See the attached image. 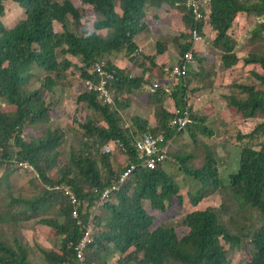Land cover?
<instances>
[{"label":"trees","instance_id":"16d2710c","mask_svg":"<svg viewBox=\"0 0 264 264\" xmlns=\"http://www.w3.org/2000/svg\"><path fill=\"white\" fill-rule=\"evenodd\" d=\"M8 1L17 3L26 16L12 28L2 21ZM82 5L91 6L95 13L90 30L81 29ZM154 9L163 13H154ZM244 14L262 17L264 0H213L205 20L198 25L183 0H0V169H4L0 196L9 199L1 204L5 212L0 213V264H34L31 248L18 240V235L24 234L23 222L31 221H36L31 226L33 234L45 225L61 236L59 248L41 250L45 264H79L76 246L92 221L86 264H230L231 251L241 253V264H264V56L240 57L236 51L237 40L231 29ZM161 16L168 18L171 32L176 34L175 56L178 53L181 60L192 50L198 65L191 67L187 76L178 77L170 93L159 90L150 94L153 121L134 115L125 123L128 117L123 113L133 99L128 94L133 90L137 94L141 84H151L156 80L155 72H163L175 60V56L168 60L166 41H158L148 56L137 53L136 36L148 29V20L156 24ZM207 22L211 33L205 31ZM197 27L203 39L193 44L191 31ZM261 31L264 24L259 22L255 34ZM124 51L126 62L119 64ZM214 53L220 56L214 64L220 62L224 70H232L243 61L245 66L258 65L263 71H252L250 83H235L232 88L240 92L231 94L223 109L245 121L258 120L243 136L248 141L241 148L236 171L228 178L221 177L215 151L200 138V134L212 136L208 123L220 122L219 117L207 122L208 117L190 104L191 94L207 88L196 84L199 69H204V61ZM75 58L82 62L78 67L82 83L76 90L81 111V117L76 118L80 142L71 147L65 159L67 135L48 125L52 104L43 94L54 96L56 87L64 92L73 85L68 71L76 66ZM105 59L108 62H103ZM97 63H105L106 69L116 72L109 84L112 104H105L98 92L85 86L86 80H100ZM34 65L45 73V80L25 91V71ZM140 67H145L143 75L131 72ZM208 86L212 87L210 83ZM187 106L193 121L177 132L171 119ZM42 126L40 135L30 139L23 136L27 128ZM186 131L193 141L187 143L189 148L202 144L206 149L201 168L194 166L195 151L168 153V145ZM145 134L158 139V147L167 150L166 159L154 169L141 167L135 154V142ZM119 142L126 145L127 152H122L127 164L117 170L111 155L113 145L119 146ZM20 164L35 170L43 184L32 199L14 192V166ZM130 164L139 167L93 218L91 208ZM56 186L74 192L80 203L78 219L73 217L65 190L53 189ZM210 194L220 195V205L188 213L182 237L174 227L156 225V217L146 208L148 204L153 211L163 213L173 198L181 203L187 199L196 207ZM247 242L253 252L245 247Z\"/></svg>","mask_w":264,"mask_h":264},{"label":"rangeland","instance_id":"374dc122","mask_svg":"<svg viewBox=\"0 0 264 264\" xmlns=\"http://www.w3.org/2000/svg\"><path fill=\"white\" fill-rule=\"evenodd\" d=\"M64 1V0H61ZM249 3H254L256 0H247ZM7 7V15L2 18V21L8 28H12L21 20L25 19V13L20 8L17 3L8 1L5 3ZM80 5V4H79ZM83 11V22L81 24V29L85 30L86 28L92 29L94 23L95 13L92 10V7L89 5L80 6ZM152 12H158L162 14V11L152 10ZM264 15V14H263ZM159 23L149 22V33L153 35L152 39L147 45V41L144 42V39L139 40V47H141V51L137 53L143 52H154V46L158 41H166L168 43V51L171 53L176 52L175 44L173 42V38L176 37V34L171 32L170 26L168 24V18H164ZM259 27L258 19L255 14H251L247 23L245 22V26L242 28L236 29L233 32L234 38L237 40V48L236 51L240 55V57H248L251 54H262L264 56V31L258 32L255 34V30ZM205 31L207 32V27H205ZM144 46L146 48H144ZM203 46L200 48L202 49ZM145 52V53H146ZM125 51L123 53L122 59L119 61V64H122L123 61L126 62L125 59ZM169 55V52H168ZM178 55V53H177ZM175 56V60L172 61L169 67H165V69H173L180 63V59L178 56ZM207 54H205L206 56ZM70 58V56H68ZM109 59H105L103 62H108ZM194 60L195 57H194ZM220 56L214 53L213 56H210L208 62L205 60L203 67L208 66H216L214 62L219 61ZM76 66L72 69H69L68 75L73 85L68 87L64 92H60V88H55V95L52 96L50 92H45L43 94V98L52 104L51 107V122L48 124L52 129H62L66 133V141L63 144V152L65 159H67L70 155V149L72 146L77 147L80 142V134L76 130V118L81 117V111L79 110L77 103L78 95L76 93L77 89H80V81L81 71L78 67H81L82 62L80 58H75ZM197 62V61H196ZM197 64H193L196 66ZM128 66V65H125ZM263 73L262 69L258 65H249L245 66L243 61H241L238 66L234 67L230 74L229 71H225L221 76V80L219 84H216L214 90L209 91V94L220 95L223 99H221L219 105L222 106V111L225 108L226 104L228 105L229 96L233 93L238 94L240 91L237 88H232L236 83H250L252 81L251 72L257 71ZM25 74L28 75L26 78V84L24 86L25 91L33 90L39 87L45 80V73L41 71L36 65L30 67L25 71ZM156 80L175 82V80H170L166 77L164 72H155ZM208 76L204 75V79ZM75 86H77L75 88ZM226 93V94H225ZM145 100L139 105L137 113L146 117L149 121L150 115H152V109L146 108V99L150 101V94L144 93ZM148 97V98H147ZM221 111V112H222ZM150 114V115H149ZM220 122L208 123V126L213 131L211 137L208 135H201L200 138L202 143H207L211 146V148L215 151L217 159L219 161V172L221 177L228 178L231 172L236 171L239 159L241 148L246 145L248 139H245L243 136L248 134L256 125L258 120H242L236 116H233L230 112H227V109L222 112V116L220 113L218 114ZM222 117V118H220ZM211 118V117H208ZM129 117L125 118V123L129 122ZM217 124V125H216ZM219 125V126H218ZM42 127H29L23 132V136L27 139H30L32 136H38L43 131ZM140 136V135H139ZM188 144H192L190 136L187 134V131L184 133V136L177 139L174 143H170L168 145V153L172 154L175 152H187L188 150L195 151L197 157L194 160V166L197 168H201L203 165L204 157L206 155V149L200 145L199 148L194 147L193 149L187 146ZM113 153L111 155V161L114 167L117 170L123 169L126 167L127 161L125 158V154L120 150L118 145H113ZM259 149V148H257ZM15 163V162H14ZM15 174L12 177L13 189L16 196H21L25 199H32L33 197L39 195L43 188L42 182L38 179V174L35 170H32L31 167L28 168L26 165H19L18 167L14 166ZM4 173V169H0V177ZM6 197L0 196V213L5 212V207L1 206V204L5 201H8ZM221 203L219 194H210L204 197L198 206L193 207L192 204L186 199L185 202L181 203L176 198H173L172 202L168 204L165 212L161 213L159 211H153L149 205H146L147 210L156 217L155 224L156 225H164L166 227H174L179 235L182 237L185 231V227H183V220L193 210H205L212 207H218ZM101 211L98 213L100 215ZM43 218H46L44 213H40ZM50 214V213H49ZM36 223V221L27 222L25 226L28 227L26 230L27 238H30L36 232L31 231V226ZM37 232L40 233V228L36 229ZM54 231V230H53ZM55 236L59 237L58 234L54 231ZM41 234H45L44 232ZM19 240V237H18ZM61 245L59 242L58 247ZM249 248L250 251L253 252V247L249 242L245 245V247ZM230 259V264H241L244 263L241 253L237 251H231L228 254ZM45 264V259L43 256L42 261H34V264ZM116 262V261H115Z\"/></svg>","mask_w":264,"mask_h":264},{"label":"built area","instance_id":"2783aa9c","mask_svg":"<svg viewBox=\"0 0 264 264\" xmlns=\"http://www.w3.org/2000/svg\"><path fill=\"white\" fill-rule=\"evenodd\" d=\"M213 0H183V4L186 6L188 10H190L193 19L197 25L202 23L205 20V13L210 8ZM180 3H176L179 5ZM264 24V19L260 21ZM193 35V44L200 42L203 37L199 30V28H195L194 31H191ZM194 63V54L193 51H188L181 58L180 63L175 66L171 71L165 69V75L170 80H175V82L169 81H154L151 84L146 86V90L149 94H155L159 90H163L165 93H170L172 91V87L176 83V79L178 77L187 76L189 68ZM96 72L99 74V81L96 83L92 80H86L85 86L91 92H98L100 96L104 99L105 104L113 103V95L111 90L109 89V84L115 76V70L110 71L105 68V63H97L96 64ZM192 111L190 107L187 106L183 110H177L174 117L171 119V126L176 129L177 132H180L186 129L192 123ZM158 139L154 138L149 134H145L141 138L137 139L135 142V154L137 157V161L141 167H146L149 169H154L157 164L163 162L167 157V150L161 149L157 145ZM119 147L121 151L127 152L126 145L124 142H119ZM139 164H130L121 175L118 182L113 183V185L109 188H106L102 194L100 199L95 203V205L91 208L93 212V218L97 216L99 212V208L105 206L110 199L114 196L115 193L119 192L121 187L124 185L125 180L129 175H131L132 171L139 167ZM55 190H65L67 197L71 201V205L73 207V217L74 219H78L80 212V203L78 198L75 196L74 192L70 188H62L59 186L54 187ZM86 207V204H85ZM92 218V219H93ZM94 223L93 221L88 224L86 227V232L82 237L81 241L76 246L77 250V259L79 260V264H86V256H85V248L92 241V231H93Z\"/></svg>","mask_w":264,"mask_h":264},{"label":"crops","instance_id":"0c3cea01","mask_svg":"<svg viewBox=\"0 0 264 264\" xmlns=\"http://www.w3.org/2000/svg\"><path fill=\"white\" fill-rule=\"evenodd\" d=\"M248 2V1H247ZM251 15V14H250ZM250 15L248 14H244L241 15L237 18V21L234 24V27L231 29V33L233 34L234 31H236V29L238 28H242L245 26V22L247 23ZM258 22H260L262 19H264V15L262 17H257ZM148 23V29L144 32H141L140 34H138L135 38L138 50L137 51H141V47H139V40L140 39H144V42L147 41V45L152 42L150 41V39H152L153 35L149 33V22ZM207 27V32L211 33V28L209 27L208 22L205 24L204 28ZM144 48H146L144 46ZM214 52V50H212ZM146 52V51H145ZM143 52V54H147L150 55L152 54L151 52ZM169 55H168V60L172 59L173 56H175V52L171 53L170 51ZM112 59V58H111ZM142 63V62H141ZM215 65V64H214ZM145 66H148V62L146 63ZM144 68L145 67H140L138 69H134L131 72H136L135 74H137L136 76H141L144 74ZM165 70V68H164ZM199 81H197L198 83L196 85H198L199 83H201V86L206 85L207 88L203 89L199 92L193 93L190 95V104L194 105L195 110L199 111V114L202 116H207V117H211L207 119V122H210V120L214 117H217L219 113H221V109L222 106L219 105L221 99H223L220 95H216V94H209V91H212L215 89L216 84H219L220 80H221V76L224 74L225 71H229V74L231 72V70H224L223 67L221 66V63L219 62L218 65L216 66H206L204 67V69H199ZM164 72V71H163ZM204 75H207L208 77L206 79H204ZM146 78V76H145ZM210 83L211 86H208V84ZM137 90V89H136ZM135 90H133L132 92H130L128 95L131 96L133 99L131 101V105L125 110V113H123L124 117H132L134 115L145 118L146 120H148L146 117H143L142 115H140L139 113H137V110L139 108V105H141V103L145 100L144 97V93L143 92H148L146 90L145 85L141 84V86L138 88L137 90V94H134ZM146 108L152 109L151 103L149 102L148 99H146ZM150 115V114H149ZM151 119H149V121H153L152 120V115H150ZM26 222H23L24 225V234H19V240L22 242L23 245H26L28 247L31 248V251L29 252L30 258L34 259V261H42L41 257H43V253L41 250H48L50 248L53 247H58V244L60 242V238L55 236V233L48 227L43 225L42 229L40 228V233H36L34 235H32L30 238H27L26 236V229L28 228L27 226H25ZM35 224V223H34ZM45 233V234H41V233ZM42 263V262H41ZM43 264V263H42Z\"/></svg>","mask_w":264,"mask_h":264},{"label":"clouds","instance_id":"9594fccd","mask_svg":"<svg viewBox=\"0 0 264 264\" xmlns=\"http://www.w3.org/2000/svg\"><path fill=\"white\" fill-rule=\"evenodd\" d=\"M260 23H261V22H260ZM202 37H203V36H202ZM194 63H195V60H194ZM194 63H193V64H194ZM191 67H193V65H192ZM189 69H190V68H189ZM188 71H189V70H188ZM176 80H177V79H176Z\"/></svg>","mask_w":264,"mask_h":264}]
</instances>
